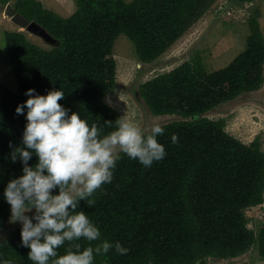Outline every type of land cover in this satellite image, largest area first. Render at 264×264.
I'll return each instance as SVG.
<instances>
[{
	"label": "trees",
	"instance_id": "16d2710c",
	"mask_svg": "<svg viewBox=\"0 0 264 264\" xmlns=\"http://www.w3.org/2000/svg\"><path fill=\"white\" fill-rule=\"evenodd\" d=\"M11 0H0L5 8ZM216 0H75L69 18L46 10L36 0H19L14 10L37 23L57 44L43 49L23 33L6 32L5 43L18 91L0 84V223L10 206L3 198L6 183L22 174V165L9 158L20 143L23 114L17 104L28 88L39 94L62 89L58 101L78 111L102 135L113 130L120 116L103 103L115 88L116 39L124 34L142 63L159 59ZM252 3L255 0H236ZM246 48L228 66L207 73L185 62L140 86V94L155 116L182 118L163 125L157 140L166 156L151 167L119 153L113 180L94 193L95 203L80 208L100 229L96 241H65L58 255L75 243L81 248L101 240L119 241L129 249H110L94 264H201L206 257L234 258L253 245L264 256V228L256 235L245 210L264 202V150L257 137L244 144L228 134L220 121L204 117L217 106L251 93L264 84V34L257 18ZM177 135L173 143L171 135ZM32 157L30 164H35ZM80 209L78 208L77 211ZM75 251V248L73 249ZM20 234L0 245V260L34 264Z\"/></svg>",
	"mask_w": 264,
	"mask_h": 264
},
{
	"label": "clouds",
	"instance_id": "9594fccd",
	"mask_svg": "<svg viewBox=\"0 0 264 264\" xmlns=\"http://www.w3.org/2000/svg\"><path fill=\"white\" fill-rule=\"evenodd\" d=\"M24 95L27 99L15 108L26 121L21 140L16 146L9 142V158L13 163L19 160L22 174L6 183L3 198L10 206L9 222L21 225L20 245L29 249L27 257L34 264H94L95 256L110 249L127 254V247L107 239L83 248L75 243L62 255L57 249L65 241L100 239L99 227L80 208L81 202L94 204V193L113 180L119 153L144 167L162 160L165 146L157 137L163 135L164 127L154 123L145 132L121 116L115 122L106 121L115 127L102 135L97 124L89 125L78 111L58 103L65 97L62 89L39 94L28 88ZM171 140L177 142L175 133ZM32 157L35 164L29 163ZM0 264L12 261L0 260Z\"/></svg>",
	"mask_w": 264,
	"mask_h": 264
},
{
	"label": "rangeland",
	"instance_id": "374dc122",
	"mask_svg": "<svg viewBox=\"0 0 264 264\" xmlns=\"http://www.w3.org/2000/svg\"><path fill=\"white\" fill-rule=\"evenodd\" d=\"M10 10L0 7V84L12 92L18 91L17 81L6 48L5 33H23L27 40L43 49L55 45L41 35L22 27L14 20V4ZM46 10L63 18L72 16L76 9L75 0H36ZM131 2L132 0H126ZM257 18L264 34V0L240 3L236 0H216L188 30L153 63H142L134 44L124 34L113 45L112 57L116 61L115 88L103 103L113 108L119 116L137 123L145 132L154 123L161 126L182 120L174 115L155 116L140 94V86L157 76L168 73L185 62L202 67L211 73L228 66L246 48L247 38ZM264 75V67H263ZM204 117L220 121L224 130L244 144H250L257 137L264 150V84L251 93L223 103L209 111ZM32 215V212L27 213ZM248 227L258 235L264 228V202L245 210ZM10 211L0 223V245L13 235L20 234L21 225L9 222ZM100 264H111L104 262ZM201 264H264L258 245L234 258L206 257Z\"/></svg>",
	"mask_w": 264,
	"mask_h": 264
},
{
	"label": "water",
	"instance_id": "95a60500",
	"mask_svg": "<svg viewBox=\"0 0 264 264\" xmlns=\"http://www.w3.org/2000/svg\"><path fill=\"white\" fill-rule=\"evenodd\" d=\"M6 10L9 11L10 10V5L6 6ZM14 20L19 23L22 27L26 28L28 31L33 32L35 34L41 35L42 37H44L46 40H48L49 42L53 43L54 45L57 44V41L51 36L49 35L46 30H44L42 27H40L37 23L35 22H31L25 18H23L20 14L18 13H14L13 15Z\"/></svg>",
	"mask_w": 264,
	"mask_h": 264
}]
</instances>
